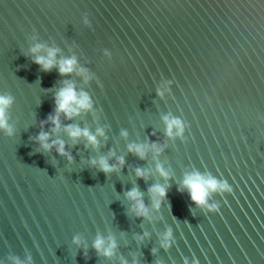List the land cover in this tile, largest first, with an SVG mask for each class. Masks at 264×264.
<instances>
[{
	"label": "water",
	"instance_id": "obj_1",
	"mask_svg": "<svg viewBox=\"0 0 264 264\" xmlns=\"http://www.w3.org/2000/svg\"><path fill=\"white\" fill-rule=\"evenodd\" d=\"M49 49L74 57V71L37 64ZM66 80L91 108L60 113L52 132ZM0 95L12 98V133L0 128V264H264V0H0ZM165 116L181 135H167ZM67 125L98 143L73 140ZM41 132L66 154L44 149ZM192 172L230 190L197 205L180 190ZM154 184L167 190L159 208ZM133 187L147 216L133 211ZM98 236L115 241L113 255L96 250Z\"/></svg>",
	"mask_w": 264,
	"mask_h": 264
},
{
	"label": "clouds",
	"instance_id": "obj_2",
	"mask_svg": "<svg viewBox=\"0 0 264 264\" xmlns=\"http://www.w3.org/2000/svg\"><path fill=\"white\" fill-rule=\"evenodd\" d=\"M41 47V45H36V47H34L32 51L37 52ZM56 52V49H49L46 56H36L35 62L37 64H40L45 71L50 70L53 66L57 65L58 63V70L61 75L72 73L76 65L75 58H66L57 61ZM81 72H83V70H81ZM11 102L12 98L10 96L0 95V128H5L9 134L12 133V129L7 124L6 109L11 104ZM89 108H91V102L87 93L83 91L77 92L73 82L67 80L64 81L63 87L58 90L55 96V114H50L47 118L48 121H50L53 125L52 132H58L61 129L60 113H64V115L68 119H71L72 117L78 115L82 109ZM163 119L167 126V135L173 136V134L181 135L183 133L184 129L181 120L170 116H165ZM174 129L175 133L173 132ZM64 131H66L73 140L84 136L87 138L89 143L93 145H96L98 143L96 135L90 133L88 129H81L77 125H67L64 127ZM97 133L103 135L102 129H97ZM122 134L127 135L126 132ZM49 136L50 133L48 132L39 133L37 139L41 143V146L44 149H50L53 145H59L57 151L61 155H65L66 153L64 148V141L53 140L51 143H49ZM151 147L157 152L160 151V149L157 148L155 144L151 145ZM128 148L129 151L136 153L140 156V158L143 159L145 157V145L129 144ZM92 163L95 164L96 161L93 160ZM119 163L123 165V157L119 158ZM99 165L101 170L105 172L112 171L115 167L114 165H110L107 160L103 157L100 158ZM157 171H159L161 176L168 177L169 175V173L159 164H157ZM136 175L138 177H146L147 173L146 170L142 168H137ZM184 188L188 190L193 202H195L197 205H207L210 208L215 207L214 205L207 204L208 197L211 192L224 189L230 190L226 182L218 181L210 175L206 176L199 172H192L185 175L183 179V188L180 190H183ZM149 192L152 195L153 206L159 208L161 202L160 198H163L167 195L166 187L160 184H154L149 188ZM142 195L143 194L136 187H133L126 193L127 198L134 202L133 211H135L137 216L148 215V208L146 207L143 201ZM170 235V231L164 234L165 242L167 241ZM93 246L98 252H102L106 256H111L113 255V250L116 247V244L115 241L111 237H109L106 246L105 239L103 237L98 236Z\"/></svg>",
	"mask_w": 264,
	"mask_h": 264
}]
</instances>
